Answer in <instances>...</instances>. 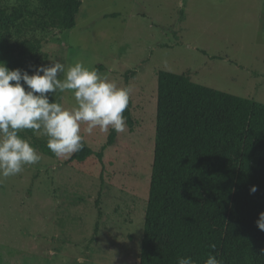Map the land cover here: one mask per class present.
Masks as SVG:
<instances>
[{"label":"rangeland","instance_id":"374dc122","mask_svg":"<svg viewBox=\"0 0 264 264\" xmlns=\"http://www.w3.org/2000/svg\"><path fill=\"white\" fill-rule=\"evenodd\" d=\"M6 48L30 75L81 62L131 93L113 144L112 129L81 124L93 150L83 163L19 132L41 159L0 177V264H140L160 71L264 101V0H83L71 30L40 0H0V55ZM49 96L75 106L70 90Z\"/></svg>","mask_w":264,"mask_h":264},{"label":"trees","instance_id":"16d2710c","mask_svg":"<svg viewBox=\"0 0 264 264\" xmlns=\"http://www.w3.org/2000/svg\"><path fill=\"white\" fill-rule=\"evenodd\" d=\"M40 1L62 30L77 25L83 0ZM11 52L0 62L14 70ZM156 125L140 264H177L184 256L204 264L208 254L222 264H264V231L256 225L264 212V103L160 71ZM116 135L111 130L107 145ZM83 144L72 161L93 155Z\"/></svg>","mask_w":264,"mask_h":264},{"label":"clouds","instance_id":"9594fccd","mask_svg":"<svg viewBox=\"0 0 264 264\" xmlns=\"http://www.w3.org/2000/svg\"><path fill=\"white\" fill-rule=\"evenodd\" d=\"M60 74H64L63 79ZM66 90L74 96V107L50 102L49 94ZM130 93V88L119 87L81 62L67 69L60 62H51L34 67L31 75L22 69L10 70L0 62V177L17 175L25 166L37 164L41 159L28 140L21 138V130L30 129L47 137L48 149L58 158L84 148L82 123L87 124L88 134L96 128L124 132L127 125L123 113L129 105ZM256 191L253 186L250 194ZM256 225L264 231V212L259 213ZM209 247L215 250L216 245ZM177 264L194 261L189 256L178 257ZM204 264L222 261L208 254Z\"/></svg>","mask_w":264,"mask_h":264},{"label":"crops","instance_id":"0c3cea01","mask_svg":"<svg viewBox=\"0 0 264 264\" xmlns=\"http://www.w3.org/2000/svg\"><path fill=\"white\" fill-rule=\"evenodd\" d=\"M242 97V96H241ZM243 97H244V95H243ZM245 98H247V97H245ZM252 99V98H251ZM253 100H255V99H253ZM255 101H257V102H260V103H264V101H258V100H255Z\"/></svg>","mask_w":264,"mask_h":264}]
</instances>
